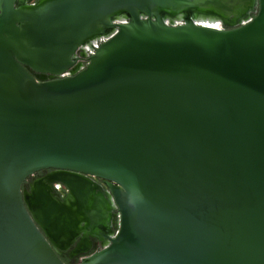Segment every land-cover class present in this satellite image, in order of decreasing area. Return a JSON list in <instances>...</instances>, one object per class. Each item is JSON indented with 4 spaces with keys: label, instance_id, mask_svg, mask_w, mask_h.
Masks as SVG:
<instances>
[{
    "label": "water",
    "instance_id": "obj_1",
    "mask_svg": "<svg viewBox=\"0 0 264 264\" xmlns=\"http://www.w3.org/2000/svg\"><path fill=\"white\" fill-rule=\"evenodd\" d=\"M93 241L78 264H264V0H0V264Z\"/></svg>",
    "mask_w": 264,
    "mask_h": 264
},
{
    "label": "flooded vegetation",
    "instance_id": "obj_2",
    "mask_svg": "<svg viewBox=\"0 0 264 264\" xmlns=\"http://www.w3.org/2000/svg\"><path fill=\"white\" fill-rule=\"evenodd\" d=\"M35 1L36 0H25V3L30 5V4H34ZM189 17L194 18L195 16H191L190 15ZM253 17H254V13H249L245 18L239 20L238 21L239 23H237L236 26H234V28L235 27H239L240 25L243 24V22H245L248 19L253 18ZM194 21H195L196 24H199V25H204V24L208 25L209 24L211 26H217V27H220L222 29H229L226 26H223V22L221 20H219L218 18H204V19L201 18L200 20H194ZM164 22L166 24H168V25H180V24L184 23V19L182 17L178 16L176 18H172V19H169V20H164ZM200 22L203 23V24H201ZM102 42H103V40L96 41L94 46H98ZM92 52H93V50H91L89 48H86V47L84 49H81V50L76 52V57L79 58V60L77 61V64H76L77 67H78L77 71L81 70L83 67L86 66L87 59L92 54ZM31 73H32V71H31ZM67 75H68V72L64 73L60 77H66ZM50 172H51V170L39 171V172L35 173L33 175V177L29 179V181H31L33 179H39V178L47 175ZM92 181L95 182L98 185H101V186L103 185L102 184V180H100L98 178H92ZM24 186L26 187V184ZM53 194H54V196L56 198L61 199L62 197H64L67 194V190L62 185L54 184L53 185ZM114 230H116V228ZM73 248H74V245L71 246L69 249H67L65 251H60L59 252V257L65 264H78L82 258H84L86 256H89L93 252L101 249L99 244L96 243L95 241H93L92 248L87 254L72 256Z\"/></svg>",
    "mask_w": 264,
    "mask_h": 264
},
{
    "label": "bare ground",
    "instance_id": "obj_3",
    "mask_svg": "<svg viewBox=\"0 0 264 264\" xmlns=\"http://www.w3.org/2000/svg\"><path fill=\"white\" fill-rule=\"evenodd\" d=\"M201 18L204 19V17H201ZM201 18H200V19H201ZM207 18H210V17H207ZM193 19H194V20H200L199 17H196V18L194 17ZM196 22H197V21H196ZM198 22H199V21H198ZM200 23H201V22H200ZM201 24H203V23H201ZM204 25H206V24H204ZM208 26H211V25L208 24Z\"/></svg>",
    "mask_w": 264,
    "mask_h": 264
}]
</instances>
